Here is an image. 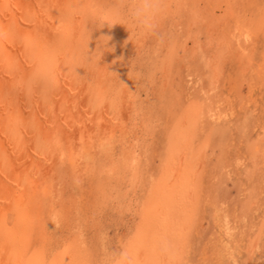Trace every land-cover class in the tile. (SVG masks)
<instances>
[{"label": "bare ground", "instance_id": "bare-ground-1", "mask_svg": "<svg viewBox=\"0 0 264 264\" xmlns=\"http://www.w3.org/2000/svg\"><path fill=\"white\" fill-rule=\"evenodd\" d=\"M95 1L0 0V264H28L33 245L32 237H36L38 232L39 241L43 239L45 246L51 248L50 235L43 231L42 224L49 214L57 213L52 209L58 202L63 201L72 182L78 185L77 180L84 179L82 172L86 164L83 160L87 157L101 154L106 155L108 159L114 184L105 185L106 183L98 180L97 175V182H102L99 183L100 189L106 190L105 198L112 197V193H120L123 185L129 188L125 191L127 194L130 191L131 194L134 193L138 187L143 149L147 142L145 138L151 134L156 105L164 101H161L164 99V89L166 91L164 87L172 67L167 49L170 42L167 37L171 33L169 30L181 19L184 9L191 7L186 0H163L164 8L159 17L158 28L155 32L146 33L133 26L130 19H124L118 14L120 10H124L125 0H103V3L100 2L96 6ZM257 1L263 5L258 7ZM196 2L201 7L204 5L205 10L210 12L207 22L200 21L205 26L208 25L206 31L209 29L208 35L213 42L211 44L215 42L218 48L215 49L216 55L208 57V62L205 63L206 67L210 66L209 69L213 68L212 73H219L212 75V78L218 79L222 74L221 66L226 62L223 57L225 50L228 55L234 53L229 57L230 60L236 62L239 71L246 73L248 69L245 71L244 66L254 64L253 58L259 49V35L264 32V0ZM243 2L246 8L242 4L241 10L240 5ZM202 10H190L188 17L191 21L185 20L189 27L193 24L192 21L195 22L199 18L198 11ZM212 13L218 16L214 17ZM197 30L199 29L196 28ZM192 32L195 34V31ZM197 34L196 37L192 34L191 36L197 38ZM195 49L192 51L193 55L197 52ZM133 51L136 52L132 54ZM244 61L246 63H243ZM215 84L214 81L213 85ZM216 86L214 88L220 85ZM211 88L214 89L212 86ZM201 91L203 92L202 89ZM213 98L216 101L219 97ZM209 104L207 107L211 108L214 103L211 106ZM203 112L201 109L197 114ZM202 115L204 117L205 113ZM197 117L192 122L195 129H187L180 135L178 146L169 158V171H176V179L180 173H185L189 156L194 152L193 139L201 125ZM158 118L160 120V117ZM132 124L134 130L131 128ZM209 136L207 134L206 138ZM119 179L122 181H118ZM80 186L84 189L83 183H80ZM188 188L190 190L191 187ZM69 193L71 195V192ZM175 196L171 203L160 211L157 224H152L149 234H142L145 239H140L135 234L129 235L124 246L122 264H182L190 238L188 235L192 222H188L191 216L188 212L191 206L188 194H183L181 198ZM118 199L115 212L118 213L123 207L133 208L130 207L134 203L131 198L128 202ZM102 201L99 206L106 210L108 204L104 205V198ZM151 211L146 212L147 215H150ZM153 212L154 215L155 211ZM56 218L58 226L61 225V219ZM65 219L67 221V218ZM76 221L78 222V219ZM71 227L73 228V225ZM83 246L86 245L80 240L73 246L74 249L68 250L67 244L64 245L63 248L69 251L67 255L70 256L64 257L66 264H90V259L82 253ZM138 249L140 253H135ZM73 252L78 257L76 262H73Z\"/></svg>", "mask_w": 264, "mask_h": 264}, {"label": "rangeland", "instance_id": "rangeland-1", "mask_svg": "<svg viewBox=\"0 0 264 264\" xmlns=\"http://www.w3.org/2000/svg\"><path fill=\"white\" fill-rule=\"evenodd\" d=\"M128 1L130 0H125L126 5H124V10L118 12L124 19H129L128 14L127 17L125 15L130 12L131 4L134 2V0ZM194 1L196 2V0H186V2H189L191 8L189 9L187 6L188 8L186 7L184 9V13L181 17L182 20L178 19V21L173 24L174 29L172 28L169 30L171 33L168 35L169 37H167V40L170 41L169 44H167V49L170 55V61L172 62H170V65L172 67H170L171 71L164 87L166 91L161 87L165 92L163 93L164 99L161 101H164L158 103L155 107L156 112L154 113L155 117L153 119L154 121H152L153 125L151 124L152 129L150 132L152 136L150 134V136L148 135L147 138H145L147 142H145L146 146L145 149H143L144 156L141 162V176L138 187H136V184V190L135 188L133 189L135 192L132 194L131 191L129 194L125 193L129 188L127 185V187L123 185L124 187L120 190V193H112V197L107 196V198H105L106 194L104 191L106 190L102 191L99 183L104 182V184L106 183L105 185L114 184L112 181L113 177L110 175L111 172L108 159L106 155L101 154L87 157L86 160H83L86 164L82 172L84 179L77 180L79 183L78 185L72 182L68 190L71 192V195L68 192L64 196L63 201L58 202L55 208H51L54 213L57 212L55 215L58 219H61V221L59 220L61 225L58 226L56 222L57 218L54 214H49L48 221L45 219L42 224L43 231L48 232L50 235L49 238L51 239H49V241L52 243L51 248L49 249L45 246L43 239L39 241L40 237L38 232L36 237H32L33 245L28 264H35V262L38 264H56L58 262H60L59 264H66V258L64 257L69 251H65L63 248L64 245L67 244L68 250L74 249L73 246L75 247L79 240L83 245H86L82 247L84 250H82V253L90 259V264H122L124 246L129 235L135 234L140 239H145L142 234H149V229L155 223L157 224L156 221L160 216V211H163L164 208L171 203L172 198L176 194L177 196L175 197L179 198H181L183 194H188V201L191 206L188 212L189 216L191 215L190 218H188V222L190 224L192 222L189 228L190 234L188 235L190 238L188 237L189 244H186L187 250L184 252L182 264H264V32H261L259 35V49L253 58L255 59L254 64L252 65L251 63V66L247 64L244 66L245 71L248 69L246 73L241 70L239 71L237 64H235L236 62L234 63L230 60L229 57L234 53L228 55V51L226 52L225 50L223 57L226 59V62L224 60L225 65L221 66L222 74L217 77L218 79L214 80L212 75L216 76L219 73H215V71L212 73L211 71L213 68L209 69L210 66L207 65L208 68L205 66V63L208 62V57H214L216 55L215 51L218 49L215 42L211 44L212 41L208 35L209 29L206 31L208 25L205 26V24H203V22H207V19L210 17V12L205 10L204 5L201 7ZM100 2L103 3V0H96L94 5H99ZM259 2L260 1H257V6L261 7L263 3ZM242 4H244V2L241 3L240 6H242ZM243 6L246 8L245 4ZM243 6L241 10H243ZM198 8L199 10L203 9L202 11H198L199 18L196 19L198 22L192 21L193 24L189 27V23L186 21H191L188 17V15H190V10H198ZM200 14L203 15V17ZM206 14H209V16ZM212 14L214 17L218 16V14ZM200 20H203V22ZM196 28L199 30L196 31ZM192 31H195V34H193L194 32ZM197 32L200 34H197ZM191 34L194 37H196V34L198 36L194 38ZM186 36H191L194 40ZM186 46H188V48H186ZM195 47L198 48L195 49ZM194 49L197 52L193 55L192 51H194ZM197 49H199V51L202 50L203 54L202 51L198 53L199 51ZM135 52L133 51L132 54ZM239 63H241V61ZM243 63L246 62L244 61ZM251 78L253 80L250 81ZM214 81L216 82L215 86H220L214 88ZM211 86L214 88L213 90ZM206 89H208V93ZM156 93V95H158V92ZM210 94L216 99L219 98L215 101ZM166 104L168 106L167 108ZM208 104L209 106H211V104L213 105L210 108L207 107ZM217 106L219 107L217 108ZM197 107H199V109H197ZM201 109L204 111L202 114L205 113V115L208 114L210 116L204 115L203 117L202 114H197ZM164 111H169V113ZM192 116H200L197 117L198 123L199 121L201 123V125L199 124V131L197 133L198 135L200 133V135L198 136L196 134L197 137L195 136L193 139L194 152L190 154L193 156H189L190 160L187 162L188 168L186 167L184 170L185 173H180L181 176L179 175L177 178L178 181L175 178V170L172 171L174 174L172 176L170 172L171 168H169L171 164L168 161H170L169 158L178 146V138L180 135L187 131V129L193 130L194 126L192 122L195 121V117L193 118ZM158 117H160V120H158ZM135 121L137 122V120ZM201 126L202 128H200ZM131 128L134 130L135 127L133 124ZM201 132H203V134ZM207 134L208 136L211 135L209 136L210 138H206ZM206 139L209 141H206ZM205 142L207 143L205 144ZM150 152H152L153 155ZM147 159L151 160V162ZM166 163H168L167 166L165 165ZM98 168L99 170L101 169L102 172L99 171ZM93 174L96 175V177ZM182 174H184V176ZM97 175L99 178L98 180L102 182H97ZM118 181L122 180L119 179ZM80 183L84 184V189L81 188ZM167 187L168 189H166ZM188 187H191L190 190H188ZM82 190L85 191L82 192ZM79 193L81 195H79ZM118 196L121 200L125 199V202H128L129 198H131L134 203L130 207L133 208L126 209L127 207H123L119 209L118 213L115 212ZM103 198L104 201L106 200L104 205L108 204L106 210L104 207L102 208L99 206L103 203ZM120 199L118 200L120 201ZM160 199L163 201L161 202ZM198 199L199 201H197ZM145 205L146 207H144ZM157 205L160 206V208ZM149 210H152L150 212V215L152 214L151 217H149V213L148 215L146 213L149 212ZM63 211L65 212L63 213ZM153 211H155L156 215H153ZM194 211L197 212L195 213ZM60 215L61 217H59ZM49 217H53L54 221H52L53 218L49 219ZM65 218H67V221ZM148 218L151 220L150 222ZM77 219L78 222L76 221ZM144 219H146V221ZM71 222L73 228L71 227ZM77 223H80V226ZM63 224L66 225L64 226ZM68 230L72 231L74 234L68 232ZM75 230L79 233V236H77L78 233L76 234ZM70 234L72 236H69ZM70 237H72V239H70ZM94 237L96 240H94ZM68 238L69 240H67ZM81 245L82 244H80V246ZM85 249H87V251ZM138 250L139 251L136 250L135 253H140V249ZM73 254L75 255V257L73 256L75 259L72 257L74 259L72 260L76 262L78 257H76V253L73 252ZM69 257L70 256H68V258ZM38 260L41 262H38Z\"/></svg>", "mask_w": 264, "mask_h": 264}, {"label": "clouds", "instance_id": "clouds-1", "mask_svg": "<svg viewBox=\"0 0 264 264\" xmlns=\"http://www.w3.org/2000/svg\"><path fill=\"white\" fill-rule=\"evenodd\" d=\"M163 8V0H134L128 16L133 26L146 33H152L158 28Z\"/></svg>", "mask_w": 264, "mask_h": 264}]
</instances>
